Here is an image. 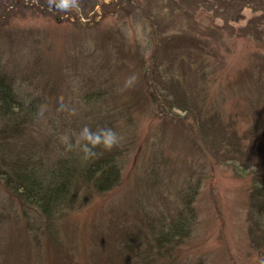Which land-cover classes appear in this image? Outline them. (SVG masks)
Listing matches in <instances>:
<instances>
[{
	"label": "rangeland",
	"instance_id": "374dc122",
	"mask_svg": "<svg viewBox=\"0 0 264 264\" xmlns=\"http://www.w3.org/2000/svg\"><path fill=\"white\" fill-rule=\"evenodd\" d=\"M0 61L40 100L0 154L121 138L114 185L51 222L0 173V264H264V0H0ZM179 217L189 236L146 251Z\"/></svg>",
	"mask_w": 264,
	"mask_h": 264
},
{
	"label": "trees",
	"instance_id": "16d2710c",
	"mask_svg": "<svg viewBox=\"0 0 264 264\" xmlns=\"http://www.w3.org/2000/svg\"><path fill=\"white\" fill-rule=\"evenodd\" d=\"M15 83L16 80L7 74L0 61V124L7 137L12 133L17 135L21 131H15L17 127L35 116L40 105L39 99L19 93ZM95 151L98 156L91 160L83 159V153L78 148L53 159L47 153L31 154L32 150L22 156L0 154V173L12 194L36 207L51 222L52 218L63 214L62 208L76 204L82 185L90 183L101 190L110 188L118 180L119 168L115 160L119 151L117 146L111 151L103 148H96ZM3 166L7 170H3ZM260 188L264 199V184ZM161 223H154L157 234L154 241L150 235L151 240L145 241L146 251L155 248L161 252L166 247H176L177 242L191 233L189 218L172 219L167 228Z\"/></svg>",
	"mask_w": 264,
	"mask_h": 264
},
{
	"label": "clouds",
	"instance_id": "9594fccd",
	"mask_svg": "<svg viewBox=\"0 0 264 264\" xmlns=\"http://www.w3.org/2000/svg\"><path fill=\"white\" fill-rule=\"evenodd\" d=\"M78 0H58V7L61 10H68L76 6ZM131 81L128 82L130 85ZM120 137L112 129H98L93 132L88 126H85L79 135L76 142L77 147L83 153V159L91 160L97 158L98 153L95 151L96 148H103L104 150L111 151L114 147L119 145ZM62 140L67 144L69 150L72 149L73 145L69 142L67 136L62 137Z\"/></svg>",
	"mask_w": 264,
	"mask_h": 264
}]
</instances>
